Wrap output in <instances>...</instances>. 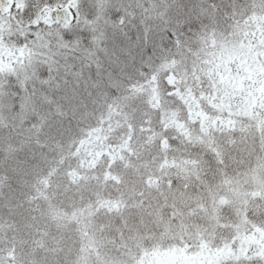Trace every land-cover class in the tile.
<instances>
[{
    "label": "snow or ice",
    "instance_id": "obj_1",
    "mask_svg": "<svg viewBox=\"0 0 264 264\" xmlns=\"http://www.w3.org/2000/svg\"><path fill=\"white\" fill-rule=\"evenodd\" d=\"M0 264H264V0H0Z\"/></svg>",
    "mask_w": 264,
    "mask_h": 264
}]
</instances>
